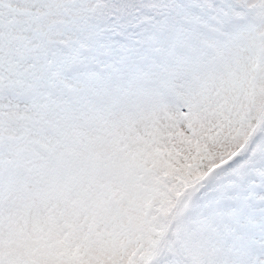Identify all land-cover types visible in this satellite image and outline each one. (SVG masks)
Segmentation results:
<instances>
[{
	"label": "snow or ice",
	"instance_id": "6c2138e0",
	"mask_svg": "<svg viewBox=\"0 0 264 264\" xmlns=\"http://www.w3.org/2000/svg\"><path fill=\"white\" fill-rule=\"evenodd\" d=\"M0 264H264V0H0Z\"/></svg>",
	"mask_w": 264,
	"mask_h": 264
}]
</instances>
